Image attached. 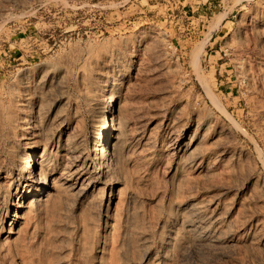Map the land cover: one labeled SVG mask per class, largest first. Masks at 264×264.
Returning <instances> with one entry per match:
<instances>
[{
  "label": "rangeland",
  "instance_id": "obj_1",
  "mask_svg": "<svg viewBox=\"0 0 264 264\" xmlns=\"http://www.w3.org/2000/svg\"><path fill=\"white\" fill-rule=\"evenodd\" d=\"M0 122V264H264V0H0Z\"/></svg>",
  "mask_w": 264,
  "mask_h": 264
},
{
  "label": "bare ground",
  "instance_id": "obj_2",
  "mask_svg": "<svg viewBox=\"0 0 264 264\" xmlns=\"http://www.w3.org/2000/svg\"><path fill=\"white\" fill-rule=\"evenodd\" d=\"M116 96H118V95H116ZM116 96L115 95H112V97H110L109 99H107L106 105L104 106V109L105 110H108L109 109V110L112 111L115 108V106H114L113 103L117 99ZM111 105H112V108L110 109V106ZM112 116H113V114H112ZM117 129H118V127L116 126V124L113 123V125H112V131L116 133ZM103 132L104 131H102V129L101 130H98L96 132L95 136L93 137L92 143H91L92 144L91 151H92V155L94 156L96 162L99 164L100 170L105 172V170L107 169V167H109V165L115 164L117 162V157L115 155V144H116V142L114 144L113 143L110 144L109 141L107 140L108 135L105 134V133H103ZM115 133H114V135H115ZM115 136H114L115 138H118L117 135H115ZM24 162L26 163L25 167H23V171L25 173L31 175L35 171H37V164L35 163L34 166H32L33 165V157H32V155L30 156V158H27ZM40 170H41V168H40ZM50 181H51V179L48 177V175H46L44 177V179L42 180V182H40L39 184L35 185V187L33 188V190L35 192H37V193H41L42 191H46V187H51V182ZM33 190H31V191H33Z\"/></svg>",
  "mask_w": 264,
  "mask_h": 264
}]
</instances>
